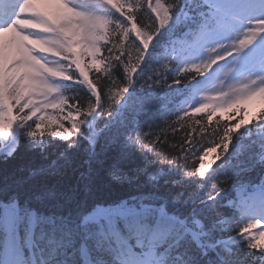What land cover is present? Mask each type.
Here are the masks:
<instances>
[{"label":"snow or ice","instance_id":"6c2138e0","mask_svg":"<svg viewBox=\"0 0 264 264\" xmlns=\"http://www.w3.org/2000/svg\"><path fill=\"white\" fill-rule=\"evenodd\" d=\"M257 103L264 0H0V264H264Z\"/></svg>","mask_w":264,"mask_h":264},{"label":"trees","instance_id":"16d2710c","mask_svg":"<svg viewBox=\"0 0 264 264\" xmlns=\"http://www.w3.org/2000/svg\"><path fill=\"white\" fill-rule=\"evenodd\" d=\"M162 2H164V0H162ZM169 2H170V0H169ZM229 116L233 117L232 120H231V123H236V122L241 118V116H238V115H236L235 113H228V114H226V115L224 116L223 119H221L220 116H217V117H216V120H220L221 123H226V122H228V118H229ZM256 116H257V113H256L255 117H256ZM196 118L199 119L200 117L197 116ZM253 118H254V116H253L252 114H250V113H248L247 116L245 117L246 120H252ZM174 119H175L174 116L168 118V123H171ZM159 122H160V124H156L157 126L167 127V124L165 123V119H164V118L160 119ZM215 122H216V121L214 120V121H213V126L215 125ZM195 127L198 128L199 126H195ZM187 131H188L187 129H185V130H180V131L177 133V138H179L180 136L185 135ZM192 134H193L194 136H196L197 138H199L198 133H192ZM169 135H170V136L172 135V133H171V129H169ZM22 151H23V149H22ZM210 156L213 157V155H211V154H210ZM19 162H20V161H16V162H14V163H19ZM233 193H234V192H233ZM233 193H232V197H234ZM112 194H113V195H116V194H119V193H117V192L114 191ZM235 198H236V197H235Z\"/></svg>","mask_w":264,"mask_h":264},{"label":"rangeland","instance_id":"374dc122","mask_svg":"<svg viewBox=\"0 0 264 264\" xmlns=\"http://www.w3.org/2000/svg\"><path fill=\"white\" fill-rule=\"evenodd\" d=\"M262 106L264 105H260L259 103H257L249 109L248 113L252 114L255 117L256 113L260 111Z\"/></svg>","mask_w":264,"mask_h":264}]
</instances>
